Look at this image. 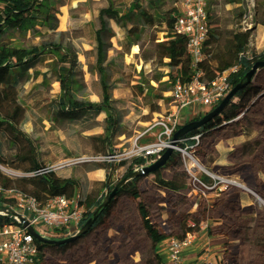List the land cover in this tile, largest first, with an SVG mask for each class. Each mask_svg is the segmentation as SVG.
Returning a JSON list of instances; mask_svg holds the SVG:
<instances>
[{
	"label": "trees",
	"instance_id": "16d2710c",
	"mask_svg": "<svg viewBox=\"0 0 264 264\" xmlns=\"http://www.w3.org/2000/svg\"><path fill=\"white\" fill-rule=\"evenodd\" d=\"M107 1L109 5L101 10L100 16L113 20L123 29L125 42L122 47L126 48L128 54L133 47L138 45L149 28L162 27V32L165 34L164 53L160 55L159 60L163 63L164 70L155 79L158 87L142 82L137 85V89L145 102L154 108H157L161 102H171V98L166 96L171 93L175 83L177 81L189 82L193 74L188 66L187 39L178 35L173 29L178 0H172L170 9L165 8V0H132L124 11L119 9L116 0ZM224 1L230 7L231 13V19L228 20L229 28L225 29L221 27L217 16L218 0H208V33L203 43L204 58L199 64V69L203 71L205 81H213L223 72L235 66L238 67L237 72L229 78L232 90L245 81V75L255 63L264 62V48L259 51L250 48L255 28L264 26V0L258 1L252 8L247 7L245 0ZM51 2L52 0H0V134L3 133L10 137L13 147L20 146L18 152L12 154L9 159L4 156L0 141V167L11 165L13 169L22 173L13 177V175L4 174L0 168V210H8L10 214L13 213L16 199L14 195L7 194L8 192L20 193L45 205L55 197L69 196V191L77 184L73 177H60L57 170L39 176L25 175L41 171L49 166L41 163L36 147L27 134L18 128L24 121L26 113L25 104L17 92L24 81L37 80L40 77L41 82L45 84L52 75L55 81L59 82L60 94L45 106L46 114L53 123L77 125L95 121L99 116L104 115L105 128L103 137L100 139L102 147L98 149V153L105 156L113 155L116 138L124 134L121 130L123 128L122 117L115 107L112 86L109 83L108 70L113 60L105 63L111 47L109 39L113 37L112 32L106 26L103 25L100 30L96 31L97 66L101 85V101L99 102H91L76 96V89L72 88L71 83L75 81L81 83V80L78 77L79 62L74 53L72 54L56 43L29 49L9 44V39L16 35H26L35 32L39 27L54 25L55 14L51 11L55 8L52 7ZM247 24H251V28H247ZM47 59H50L47 71L30 73ZM260 72H264V67L256 71L250 83L240 89L218 115L184 137L199 136L196 151L207 170L220 173L218 167L209 164L212 161L211 145L215 137L222 135L224 138L235 139L252 135L253 129L250 123L254 122V114L258 112L255 102L262 90L261 85L256 84L255 77ZM39 88L40 85L34 87L35 90ZM220 103L186 123L203 118ZM181 127L182 124H179L177 130ZM141 139H139L140 142L150 141ZM189 144L193 143L189 142ZM255 144L256 141L243 144L237 156L244 155L246 150L254 148ZM181 146L185 147L184 144ZM179 159L180 153L173 151L164 167L157 172L142 176H134V173L146 167L151 158L125 159L118 163V166L126 167L121 181L112 185L106 183L104 195L91 198L78 192L79 202L85 209L79 232L90 219L95 217L91 228L84 235L74 234L55 240H66L63 243L51 244L35 240L40 263L47 264L50 256L64 257L75 243L88 238L91 232L105 224L109 213L117 209L122 200L131 199L136 205V221L140 230L137 238L146 243L150 253L144 259V264H164L159 245L172 237L183 238L187 228L173 235L162 226L155 224L140 189V183L146 178H151L161 188L186 195L190 191V185L186 183L184 177L165 179L162 175L164 170L175 166ZM90 163H97V166L103 167L111 166L105 162ZM105 171L106 177L110 178L113 170L106 169ZM123 180L125 182L120 184ZM116 188L115 194L110 197ZM257 193L264 201L260 190ZM253 213L252 211L250 214ZM250 214L246 213L243 216H250ZM257 214V222L250 230L251 233L242 236L239 242L242 244L248 242L258 254H261V258L251 264H264V210H259ZM7 223H14V219L10 215H0V226ZM60 232L62 230H56V233Z\"/></svg>",
	"mask_w": 264,
	"mask_h": 264
},
{
	"label": "rangeland",
	"instance_id": "374dc122",
	"mask_svg": "<svg viewBox=\"0 0 264 264\" xmlns=\"http://www.w3.org/2000/svg\"><path fill=\"white\" fill-rule=\"evenodd\" d=\"M131 1L116 0L117 6L122 11ZM165 1V8L170 9L172 0ZM258 1L261 0H245V4L248 8H252ZM51 5L55 8L51 11L55 14L54 25L39 27L35 32L26 35H16L9 39V44L29 49L56 43L72 54L74 53L79 62L78 77L81 80V83L79 81L71 83L72 88L76 89V96L91 102H99L101 101V85L97 66L96 31L100 30L103 25L106 26L112 32L113 37L109 39L111 47L105 63L113 60L108 70L109 83L112 86L115 107L122 117L123 128L121 130L124 134L116 138L113 155H108L116 156V160L101 161L110 164V167L97 166V163L73 165V159L81 157H107L98 153V149L102 147L100 139L103 137L105 128L104 115L99 116L95 121L77 125H60L51 122L46 114L45 106L60 94V84L52 75L45 84L39 77L37 80L24 81L17 89L26 107L25 119L18 128L27 134L36 147L43 165L66 163L65 167L57 170V174L63 178L73 177L77 181V184L69 191V197L72 198L78 192L91 198L101 197L105 193L106 183L112 185L121 181L126 167L118 166V163L131 159L128 158L129 153L135 145L141 146L156 141L158 130L150 128L170 108V101L161 102L157 108L150 106L138 94L137 89V85L142 82L158 87L155 79L164 70L159 57L164 53L165 34L161 26L149 28L138 45L133 47L128 54L126 48L122 47L125 42L123 29L113 20L100 16L101 10L109 5L107 0H52ZM217 16L221 27L229 28L230 7L224 0H218ZM256 42L259 43L260 39L254 34L251 40V50H256ZM49 62L50 59H47L30 73L47 71ZM38 85L40 88L35 90L34 87ZM166 97L170 99V94ZM208 111L209 109L201 107H188L180 123L184 125L188 120ZM140 138L150 141L140 142ZM0 141L6 158L10 159L12 154L18 152L20 146L13 147L7 135L0 134ZM196 149H188V151L204 167ZM211 154V159L218 158L214 150ZM182 159L181 154L176 165L164 170L162 175L165 179L184 177L191 188ZM186 162L191 163L189 159H186ZM2 167L12 170L13 177L22 174L21 171L13 169L11 165ZM106 169L113 170L110 178L106 177ZM197 176L204 177V174L198 171ZM222 176L233 180L237 185L246 187L244 182L237 178ZM243 176L248 177L249 175L244 172ZM232 188L234 187L228 190ZM140 189L154 223L159 226L162 223L166 224L165 230L168 233L173 235L181 233L183 229L189 227L190 223L201 225L200 210L195 209L200 197L195 192H188L186 195L174 193L157 186L151 178L141 181ZM252 197L255 209L264 210V201L256 196ZM250 212H252L251 209L245 210V213ZM139 233L136 205L133 200L124 199L117 209L109 213L106 223L98 230L91 232L88 238L75 243L64 257H48L47 264H144V259L150 253L146 243L137 238ZM43 237L49 240L66 238L64 235L58 236L56 231L52 230L44 231ZM225 261H228V264H235V258L231 255H227ZM164 264H168L167 261H164Z\"/></svg>",
	"mask_w": 264,
	"mask_h": 264
},
{
	"label": "built area",
	"instance_id": "2783aa9c",
	"mask_svg": "<svg viewBox=\"0 0 264 264\" xmlns=\"http://www.w3.org/2000/svg\"><path fill=\"white\" fill-rule=\"evenodd\" d=\"M207 3L208 0H178L173 29L178 35L187 39L188 66L192 69L193 74L189 82L177 81L173 86L170 93L169 110L164 116L159 117L150 128L158 130L156 141L141 146L135 145L128 157H149L151 160L148 162V166L169 148L179 152L180 156L182 154L181 161L184 162L186 173L190 179L189 192H195L203 198L210 194L218 195L237 185L233 180L207 170L189 153L188 149L198 147L199 136L182 138L179 141L173 139L185 110L188 107L211 110L230 93L229 78L238 69L235 66L220 74L213 81L204 80V73L199 69V64L204 58L203 43L208 33ZM251 26V24H247V28H251ZM189 142L193 144L189 146ZM181 144H184L185 147H182ZM113 159L116 160V156L81 157L73 159L72 164L108 162ZM186 159H189L191 163L187 164ZM65 164L52 165L41 171L25 175L39 176L63 168ZM198 171L203 173L204 177L197 176ZM7 194L14 195L16 203L12 214L8 210H0L1 216L10 215L14 219V223L0 226V264H41L38 258L36 239L29 232L30 228L41 236L46 230H62L57 235L65 237L79 233L85 211L79 202V193H76L72 198L69 196L55 197L45 205H41L34 198L14 191ZM19 216L24 219V222L20 221ZM164 225L162 223L160 226L164 228ZM200 229V225L190 223L183 238L172 237L169 239V264H189L185 261L183 252L185 248L193 244L196 232ZM194 264L214 263L204 258Z\"/></svg>",
	"mask_w": 264,
	"mask_h": 264
},
{
	"label": "crops",
	"instance_id": "0c3cea01",
	"mask_svg": "<svg viewBox=\"0 0 264 264\" xmlns=\"http://www.w3.org/2000/svg\"><path fill=\"white\" fill-rule=\"evenodd\" d=\"M254 34L260 39L259 43L256 42V50H262L264 26H257ZM255 82L261 85L262 90L255 102L258 112L254 114V122L250 123L252 135L235 139L224 138L222 135L215 137L211 150L218 154V158H212L209 163L218 167L222 175L241 180L246 187L238 184L218 195L210 194L206 198L198 195L200 198L195 209L200 210L201 230L196 232L193 244L184 249L183 256L189 264L197 263L204 258L215 262L214 264H228V261H225L227 255L235 258V264H251L261 258V254H258L248 242H243L244 244L239 242L242 236L251 233L250 230L257 222L258 210L255 209L252 196L261 200L257 193L259 190L264 196V72L256 75ZM255 141L254 148L246 150L242 156H237L243 144ZM244 172L249 176L244 177ZM248 209L254 213L250 212L248 213L250 216H243ZM164 228L166 229V224ZM159 248L160 252H163L161 255L163 262L167 261L169 264V239L162 242Z\"/></svg>",
	"mask_w": 264,
	"mask_h": 264
},
{
	"label": "water",
	"instance_id": "95a60500",
	"mask_svg": "<svg viewBox=\"0 0 264 264\" xmlns=\"http://www.w3.org/2000/svg\"><path fill=\"white\" fill-rule=\"evenodd\" d=\"M262 67H264V62L255 63L254 66L252 67V69L245 75V81L240 83L239 85H237L234 89H232L230 91V93L221 101V103L218 105L217 108H215L212 112H209L208 114H206L203 118H201L199 120L191 121V122H188V123L182 125V127L180 129H178L175 132V134L173 135V139L175 141L181 140L187 134H189L190 132L200 128L205 123L210 121L213 117L218 115L223 110V108L230 102V100L235 96V94L240 89H242L244 86H246L250 83V81H251L253 75L256 73V71ZM172 154H173V150L171 148L167 149L160 156V158H158L154 163H152L146 167H143L139 170H136V172L134 173V176H142V175L157 172L159 169H161L162 167H164L166 165L168 160L171 158ZM124 182H125V180H123L120 184H123ZM116 190H117V188L113 191V193L110 195V197H112L115 194ZM19 219L21 222H24V219L21 216H19ZM94 219H95V217L90 219L84 225V227L82 228V230H80V232L78 234L84 235L86 232H88V230L91 228V226L93 224ZM29 232L34 236V238L36 240H38L40 242L51 243V244L66 242V240L55 241V240L46 239L43 236H41L39 233H37L32 228L29 229Z\"/></svg>",
	"mask_w": 264,
	"mask_h": 264
},
{
	"label": "bare ground",
	"instance_id": "6f19581e",
	"mask_svg": "<svg viewBox=\"0 0 264 264\" xmlns=\"http://www.w3.org/2000/svg\"><path fill=\"white\" fill-rule=\"evenodd\" d=\"M1 169L8 175H14V172L12 170H6L5 168L1 167Z\"/></svg>",
	"mask_w": 264,
	"mask_h": 264
}]
</instances>
